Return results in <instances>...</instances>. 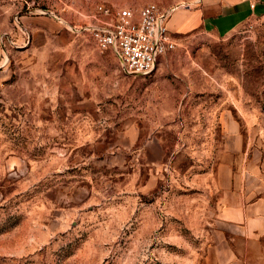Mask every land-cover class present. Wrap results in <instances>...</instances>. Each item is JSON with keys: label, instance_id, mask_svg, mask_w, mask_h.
Returning <instances> with one entry per match:
<instances>
[{"label": "rangeland", "instance_id": "374dc122", "mask_svg": "<svg viewBox=\"0 0 264 264\" xmlns=\"http://www.w3.org/2000/svg\"><path fill=\"white\" fill-rule=\"evenodd\" d=\"M148 3L187 6L0 0V264L227 261L229 231L200 206L206 179L264 161V20L176 33L147 76L71 31Z\"/></svg>", "mask_w": 264, "mask_h": 264}, {"label": "crops", "instance_id": "0c3cea01", "mask_svg": "<svg viewBox=\"0 0 264 264\" xmlns=\"http://www.w3.org/2000/svg\"><path fill=\"white\" fill-rule=\"evenodd\" d=\"M186 4L184 9H175L167 21L173 36L197 29L227 36L247 19L264 20L262 1L186 0ZM37 23L42 24L43 20ZM241 168L236 178L229 171L223 178L215 176L204 183L209 198H204V206L200 207L204 215L228 229V241L234 244L229 245L227 261L217 264H264V161L251 160ZM221 169L224 173L229 168L222 165ZM212 261L216 263V259Z\"/></svg>", "mask_w": 264, "mask_h": 264}, {"label": "built area", "instance_id": "2783aa9c", "mask_svg": "<svg viewBox=\"0 0 264 264\" xmlns=\"http://www.w3.org/2000/svg\"><path fill=\"white\" fill-rule=\"evenodd\" d=\"M170 12L155 3L139 9L99 5L87 22L71 31L89 36L98 51L111 52L123 73L147 76L177 45L167 28Z\"/></svg>", "mask_w": 264, "mask_h": 264}]
</instances>
